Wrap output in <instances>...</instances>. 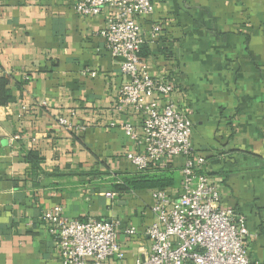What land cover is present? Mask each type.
Returning a JSON list of instances; mask_svg holds the SVG:
<instances>
[{
    "label": "crops",
    "instance_id": "obj_1",
    "mask_svg": "<svg viewBox=\"0 0 264 264\" xmlns=\"http://www.w3.org/2000/svg\"><path fill=\"white\" fill-rule=\"evenodd\" d=\"M151 1L140 55L174 86L196 155L221 180L220 205L245 218L248 256L264 264V0ZM74 2L0 0V77L14 98L0 105V264H61L39 219L56 205L72 219L115 222L119 264H135L149 250L152 192L179 194L183 156L144 171L127 160L122 124L142 115L114 108L126 78L100 35L105 16L78 15ZM31 150L38 163L26 160ZM122 181L130 186L115 191Z\"/></svg>",
    "mask_w": 264,
    "mask_h": 264
},
{
    "label": "built area",
    "instance_id": "obj_2",
    "mask_svg": "<svg viewBox=\"0 0 264 264\" xmlns=\"http://www.w3.org/2000/svg\"><path fill=\"white\" fill-rule=\"evenodd\" d=\"M72 9L81 16L104 14L106 24L100 35L126 78L114 108L142 115L139 125L122 124L132 146L127 160L136 170L144 171L165 169L176 156L185 159L179 194L172 196L164 189L152 192L153 222L145 230L149 250L135 264H253L245 246V218L220 205L221 180L210 176L206 158L196 155L192 122L171 98L174 86L165 75L150 73L140 56L145 37L139 19L154 11L152 1L75 0ZM159 31V26L153 25L150 38ZM57 122L69 130H84L65 117ZM39 219L54 240L61 264H119L123 259L113 221L72 219L59 205L44 210ZM125 233L133 234L134 228Z\"/></svg>",
    "mask_w": 264,
    "mask_h": 264
},
{
    "label": "trees",
    "instance_id": "obj_3",
    "mask_svg": "<svg viewBox=\"0 0 264 264\" xmlns=\"http://www.w3.org/2000/svg\"><path fill=\"white\" fill-rule=\"evenodd\" d=\"M141 56V55H140ZM10 76L3 75L0 77V105H6L12 101H14L13 96L11 95V91L8 88L10 84ZM16 87L20 88L21 85L19 83L16 84ZM26 160L30 161L31 163L35 164L41 160V157H37L34 151H28L26 155ZM133 185V183H131ZM168 184H166L167 186ZM127 186H130L128 182L122 181L120 183H116L113 185V188L117 192H121L127 189ZM165 185L160 184L157 188L163 189Z\"/></svg>",
    "mask_w": 264,
    "mask_h": 264
}]
</instances>
